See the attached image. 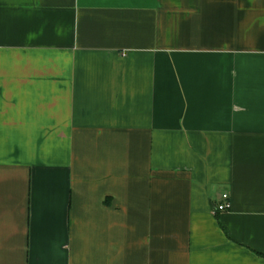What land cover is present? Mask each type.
Returning a JSON list of instances; mask_svg holds the SVG:
<instances>
[{
    "label": "crops",
    "instance_id": "crops-1",
    "mask_svg": "<svg viewBox=\"0 0 264 264\" xmlns=\"http://www.w3.org/2000/svg\"><path fill=\"white\" fill-rule=\"evenodd\" d=\"M0 264H264V0H0Z\"/></svg>",
    "mask_w": 264,
    "mask_h": 264
},
{
    "label": "built area",
    "instance_id": "built-area-1",
    "mask_svg": "<svg viewBox=\"0 0 264 264\" xmlns=\"http://www.w3.org/2000/svg\"><path fill=\"white\" fill-rule=\"evenodd\" d=\"M215 207L218 211H225L231 209L232 203L230 201L229 195L227 193L223 194V201L217 204Z\"/></svg>",
    "mask_w": 264,
    "mask_h": 264
}]
</instances>
